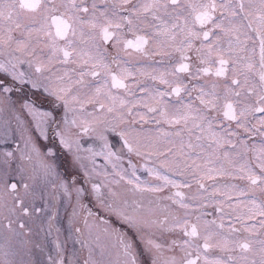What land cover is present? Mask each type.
I'll return each instance as SVG.
<instances>
[{
    "label": "snow or ice",
    "instance_id": "6c2138e0",
    "mask_svg": "<svg viewBox=\"0 0 264 264\" xmlns=\"http://www.w3.org/2000/svg\"><path fill=\"white\" fill-rule=\"evenodd\" d=\"M0 240V264H264V0H0Z\"/></svg>",
    "mask_w": 264,
    "mask_h": 264
},
{
    "label": "rangeland",
    "instance_id": "374dc122",
    "mask_svg": "<svg viewBox=\"0 0 264 264\" xmlns=\"http://www.w3.org/2000/svg\"><path fill=\"white\" fill-rule=\"evenodd\" d=\"M100 162L102 163V159L100 160ZM40 202H38V206H39ZM53 213H58V215L56 216V218L52 221V226L53 229L55 228H60L61 229V233H60V239L64 240L65 238H68V246L71 249L73 246L76 249H79V244H75L73 245V240L74 238L69 236V232H68V216L71 212V208L68 204L67 201H64L63 203H61L59 200L56 202V207L55 209L52 210ZM51 214V213H50ZM42 222L44 227H47V216H44L42 218ZM56 233L55 231H53V236H55ZM39 242H44L43 241V233H41V236L39 238ZM0 244H3V241L0 240ZM6 250V249H5ZM86 254V253H85ZM3 258V250H0V259ZM12 258V257H9Z\"/></svg>",
    "mask_w": 264,
    "mask_h": 264
},
{
    "label": "flooded vegetation",
    "instance_id": "af4514ba",
    "mask_svg": "<svg viewBox=\"0 0 264 264\" xmlns=\"http://www.w3.org/2000/svg\"><path fill=\"white\" fill-rule=\"evenodd\" d=\"M133 59H135V56H133ZM257 145H259V139L256 140Z\"/></svg>",
    "mask_w": 264,
    "mask_h": 264
}]
</instances>
